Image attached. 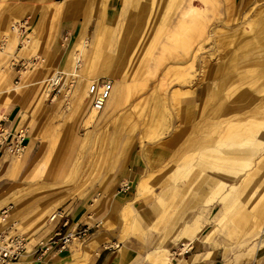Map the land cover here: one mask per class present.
<instances>
[{"label": "rangeland", "instance_id": "rangeland-1", "mask_svg": "<svg viewBox=\"0 0 264 264\" xmlns=\"http://www.w3.org/2000/svg\"><path fill=\"white\" fill-rule=\"evenodd\" d=\"M80 1L82 4L77 7L75 3ZM111 1L110 7L118 11L115 17L110 8L101 13L107 22L115 18L118 23L114 32L119 38L114 66L125 71L129 97L108 116L102 119L98 113L88 123L91 112L85 113L76 105V92L83 82L84 57L81 55L82 65L73 59V65L67 63L77 35L55 40L60 23L65 20L54 14L55 5L63 2L62 8L69 13H77L78 9L79 14L88 10L94 14L107 2L0 0V112L15 106L25 114L24 120L30 122L28 134L34 132L40 137L39 153L44 157L37 176L29 178L30 163L28 169L15 173L12 164L17 158L0 152V193L16 186L26 191L18 205L14 196L11 198L14 208L7 224L17 221L22 232L35 239L44 238L50 232L48 226L56 223L50 220V214L63 208L71 212L69 216L79 211L81 222L91 226L90 236L82 243H88L93 234L102 230L103 248L136 252L134 264H145L144 260L156 264L152 258L158 254L151 251L163 243L170 249L172 264L178 259H191L194 254L205 257L204 264L228 260L253 264L264 255V33L255 40L260 27L254 20L264 14V0H243L248 2V9L240 19L225 15L230 0H152L148 4L151 8L144 12L139 8L145 0L138 2V8L134 7V0H129L128 7L123 0ZM194 4L200 12L194 11ZM66 15V19L77 24L85 20L83 15ZM25 17L32 21L29 33L33 41L27 47L30 49L20 51L18 47L15 51L18 43L14 46L12 40L7 41L8 35L13 34L14 22ZM244 19L247 33L241 27ZM91 20L94 25L96 16ZM93 31V26L85 31L87 44ZM98 37L102 46L110 49L108 34L102 32ZM127 39L134 41L132 49L126 47ZM55 48L60 52L56 53ZM251 51L254 62L245 64L240 57ZM192 55L193 68L188 62ZM34 57L38 59L24 71L14 73L11 69L14 61ZM52 60H59V66ZM120 61L124 62L121 67ZM227 62L233 64L231 69L226 67ZM211 66L216 67L214 74L207 72ZM221 67L227 75L220 73ZM252 68H257V72ZM75 70L79 76L71 86ZM57 72H63L65 77L60 92L53 97L46 90ZM210 80L217 90V101L225 102L206 114L207 123H216V127H207L199 141L187 139L186 144H191L175 165L158 163L160 150L173 129L181 128L178 123L168 125L171 113L180 115L179 126H190L185 124L188 119L181 123L182 95L192 94ZM240 145L247 150L244 154L220 152L227 146ZM134 156L140 157L139 163L132 162ZM145 158L158 163L153 173L155 185L151 192L135 199V181L144 170ZM124 159L122 169L114 167L116 161ZM222 163L236 169L220 167ZM132 167L139 169L138 174L131 175ZM213 176L221 181L217 192L200 193L199 184ZM243 177L245 181L240 183ZM190 199L194 203L189 207ZM199 211H216L218 217L203 225L201 237L194 239L188 247L190 251L185 253L182 243L167 231L175 218L189 220ZM208 233L214 245L204 242ZM89 243L92 247L87 251L92 258L100 251ZM69 249L63 252H73ZM208 251L211 254L206 256ZM263 260L264 257L259 259L258 264Z\"/></svg>", "mask_w": 264, "mask_h": 264}, {"label": "crops", "instance_id": "crops-1", "mask_svg": "<svg viewBox=\"0 0 264 264\" xmlns=\"http://www.w3.org/2000/svg\"><path fill=\"white\" fill-rule=\"evenodd\" d=\"M107 2L105 8H110V4H111V0H105ZM141 0H134L133 1V5L134 7L138 8V2ZM152 0H148V2H150ZM231 4L229 6V8L227 9V11L225 12V15L231 18H243L244 16V12L245 10L248 9V2H243V0H230ZM123 5H129V0H123ZM82 2H77L75 3V5H77V7L79 5H81ZM101 5V2H100ZM126 5V7H128ZM63 6V2L61 3H56L55 5V13L59 19H65L63 21H61L60 26H59V31L56 33L55 36V40L58 39H62L67 38L68 35L70 34H74V35H78L81 31V29L84 27L85 22L88 20L89 17V22L87 24L86 27V32L91 28V26L95 28L97 27V24L99 21H101L103 19L104 13L102 14L101 11L105 10L104 5H101L99 7V9H97L95 11L94 14H92L91 12L85 11L79 14L80 10L77 9V13L73 12V13H69V11H65L64 8H62ZM128 9V8H127ZM113 15L112 17H115V12L117 13V9L115 11V9H113ZM124 12V10H123ZM39 13L41 14V16H45V12L44 11H39ZM126 13V12H125ZM66 14H70V15H83V17L85 18V20L82 23H76V21H74L73 19H66L67 15ZM96 16L97 18V22L92 25L91 24V18L92 16ZM108 17L110 16V12L107 15ZM251 18V17H250ZM23 19H28L29 23H30V27H32V21L30 19V17H25ZM23 19H18L17 21L14 22V25H12V35H8L10 36L8 40H12V44H14V46L17 45L15 51L18 50L19 44L22 42L21 40V33L19 32L20 30L17 28V23L21 22ZM115 18H113V20L110 22H107V24L112 25L115 22ZM255 21H258L259 23V29L258 30V35L255 38V40H258L260 38V35L262 33H264V14H260V16H255L254 17ZM7 22V21H6ZM7 25V23H6ZM16 29V30H15ZM137 28L133 31V33H136ZM133 37H130V39H132ZM17 39V40H16ZM253 40V41H255ZM33 41V37L30 36V34L26 37V45L23 48H20L19 50H24V49H30L27 48L29 47V45L32 44ZM134 41H129V39H127V48L130 47V49H132L134 47ZM249 42V41H247ZM246 42V43H247ZM56 53L60 52L59 48H55ZM58 51V52H57ZM248 54H252L254 52H247ZM117 58V57H116ZM76 61L80 60L81 61V57L79 58H75ZM245 64H249L252 63L254 61L252 60H242ZM52 64L59 66L60 61L59 60H52L51 61ZM68 64H72V57H68ZM124 62L120 61L119 62V66L122 65ZM121 67V66H120ZM11 69L13 70L14 73H16L17 67L11 66ZM78 71L75 70L74 71V75L75 76H79V74L77 73ZM215 76V75H213ZM213 76L209 75V77ZM103 78V77H102ZM78 79V78H77ZM101 78H99L98 80H100ZM232 76H231V82L232 80ZM97 80V81H98ZM77 81V80H76ZM75 81V82H76ZM80 84V79L78 80V85ZM115 87V84H114ZM113 87V89H114ZM48 88V86H47ZM186 88H184L183 90H185ZM208 89V90H207ZM48 90V89H47ZM47 95H48V91ZM195 94V95H194ZM193 95V96H192ZM195 96V97H194ZM217 90L215 89V87L213 86V82L212 80H210L209 82H206L202 87H198L195 89V91L192 94H185L181 97L180 102L182 103L183 107H190L192 108V113L191 115H188L186 119H188V122H186L185 124H190V126H185L184 124H182V126H179L180 123V117L178 116V114H173L171 113L172 117L171 120L168 118V125L169 126H174L172 125L173 123H178V129H173L171 137L169 139V141L164 145V147L160 150V157L158 160V163L160 162H166L168 164H170L171 162L175 165L176 162H179L184 156H185V151L187 150V147H189V145L191 143L186 144V140L189 139V141L192 142H196L199 141L201 138H203L205 136V129L207 127H209L210 129H213L216 127V123L215 125L211 126L207 123L205 117L206 114L208 112H210L212 109L216 108L219 105V101H217ZM214 101L212 102L213 98ZM188 99V100H187ZM217 101V102H216ZM201 104V105H200ZM196 107V108H195ZM24 115L21 111H19V109L15 106H12L10 108L1 110L0 112V119H3V123L5 126L9 127V128H17V127H21V126H25L27 128H30V122L27 120H24ZM101 115V114H99ZM193 116V117H192ZM102 117V116H101ZM88 118H86L87 120ZM103 119V117H102ZM30 130V129H29ZM42 147V140L40 139L39 136H37L34 132L33 133H29V138H28V148L27 151L23 154H21L20 158H17L14 161V164H12V171H14L15 173H18L24 169L27 168V165L30 163L29 165V170L31 168V166H35L33 173H29V170H27V175L30 178H35V176H37L38 170L39 168H41L42 164H43V160L44 157L41 155V153H39V151L41 150ZM0 152H4L3 150H0ZM5 153V152H4ZM127 154V153H126ZM124 160H118L116 161V163L114 164L115 168H120L122 169V167L124 166ZM132 162L134 163H139L140 162V157L139 156H134ZM146 162V163H145ZM148 162V163H147ZM155 161H152L149 158H145L144 162H142L143 164V172L140 173L137 177H136V181H135V199H140L142 198L144 195H146L147 193L151 192H144L142 188H140V181L149 176L151 173H154V170L158 164ZM28 169V168H27ZM139 170L138 168L132 167L131 169V175L136 174ZM138 174V173H137ZM221 181L217 180L215 178V176H213L210 179H205L204 181H202L201 184H199L198 186V190L200 191V193H206V192H217V189H219V184ZM207 186V187H206ZM130 188V187H129ZM210 189V190H209ZM142 192V194H141ZM14 194L17 195H23L22 200L25 198L26 195V191L24 187L21 186H16V187H12L7 189L6 191H3L0 193V210L1 208L4 207L3 204H8V203H12L13 201L11 200V198L14 196ZM117 195H119V197H122V194L117 193ZM194 203V201L192 199L188 200L187 202V206H191ZM230 205H225L224 207L227 208ZM14 208V206H13ZM71 214V212H69V215ZM52 216V214H50V217ZM200 219V229H198L195 232L186 233V227L187 225H189V222L192 221L195 218ZM218 217V213L215 211L212 212H208V213H203L202 211H199L197 213H195L191 219L187 220V219H183L182 217H177L174 219V221L172 222L171 227L169 228V230L167 231L168 233H170V235L175 236L176 238H174V240L176 242H181L182 243V250L185 251V253H188L190 251V249L188 248L191 244V242L194 239H198L199 237H201V233L203 232V225L208 221L217 218ZM71 219V224L70 226L66 227V228H62V226L60 224H58L57 222L54 225L48 226L50 232L48 233L51 234L53 232H55L58 229H62L63 231H72L73 229H75L78 226H82L84 225L83 222H81V220L83 219V217H81L80 212L77 211L75 213V216L71 215L70 216ZM205 221V222H204ZM185 225V226H184ZM200 230V231H199ZM180 231V232H179ZM99 234V235H98ZM185 234V235H184ZM180 236V237H179ZM32 237V236H31ZM193 238V239H192ZM104 232H102V230H98L97 233L93 234L92 239L90 240L94 246H96V249H99L100 252H97L98 254H95V256H93L92 258L90 257L91 252L87 251L91 249V243H82V242H74L73 244H71L69 247L70 249H72L73 252H50L49 254L45 255L42 258H38L35 254L29 253L27 252V254H25L24 256H22V258L16 262L15 264H134L135 262V255L136 252H131V250L129 251L128 249H125L123 252H120L118 250H106L105 248H103V244H104ZM190 239V240H189ZM212 237H211V233H208L206 238L204 239V242L208 245H214L213 241H212ZM190 241V242H189ZM165 248V250L163 249ZM69 249V250H70ZM160 249L163 251H168L167 253V257L165 254V252L160 251ZM156 250V251H155ZM154 251L151 252H156L158 254V256H154V260L152 258L153 261L156 262V264H172V260H171V253H170V249L166 248L165 244L163 243L160 247H158L157 249H155ZM95 253V252H94ZM211 254V251H208V253L206 254V256H209ZM160 255H163L162 258ZM148 256H152V255H148ZM146 256V258L148 257ZM264 255H261V258H263ZM203 258L205 257H200V255H192L191 259H185V261H183L182 259H178V262L175 264H204L203 263ZM68 259V260H67ZM162 259V260H161ZM170 259V260H169ZM258 257L255 259V262L253 264H258L259 262ZM51 261H53L51 263ZM170 261V262H168ZM145 264H149L148 262H144ZM221 264H246L245 260H238L237 262L234 261H224ZM261 264H264V260Z\"/></svg>", "mask_w": 264, "mask_h": 264}, {"label": "built area", "instance_id": "built-area-1", "mask_svg": "<svg viewBox=\"0 0 264 264\" xmlns=\"http://www.w3.org/2000/svg\"><path fill=\"white\" fill-rule=\"evenodd\" d=\"M28 19H23L17 23V28L21 33L20 48L26 45V37L31 29ZM38 58L20 59L13 62L17 67V73H20L30 67ZM20 77V76H19ZM64 73L57 72L48 83L49 96L55 97L59 92L64 81ZM76 76L72 79L71 86H74ZM113 91V82L111 80L100 79L93 81L88 86V97L91 100V108L101 111ZM28 128L25 126L9 128L4 125L3 119H0V150L6 154L17 157L23 154L28 145ZM13 205L9 204L0 210V264H9L19 261L22 256L29 253L42 258L50 252L61 253L65 251L74 242L85 241L91 233V226L84 224L78 226L72 231H63L58 229L47 237L35 239L19 229L17 221L7 224L11 216ZM52 222H57L66 228L70 226L71 219L69 213L63 208L55 210L50 218Z\"/></svg>", "mask_w": 264, "mask_h": 264}, {"label": "bare ground", "instance_id": "bare-ground-1", "mask_svg": "<svg viewBox=\"0 0 264 264\" xmlns=\"http://www.w3.org/2000/svg\"><path fill=\"white\" fill-rule=\"evenodd\" d=\"M151 2H148V0H145L142 5L140 6V10H143V12L145 10H149V8L151 7H148ZM192 4V3H191ZM195 6V9L197 8V10L194 9V11L196 12H200V7L197 6L196 4H194ZM105 8V7H104ZM222 11V10H221ZM195 12V13H196ZM200 14V13H199ZM197 15V14H196ZM194 17V16H193ZM197 17V16H196ZM195 18V17H194ZM245 20V19H244ZM243 21V20H242ZM89 22V17H88V20L85 22L84 24V27L81 29V31H79L80 33L77 35L76 37V41H75V49L73 51H71L70 53V57H72V59L76 62L75 58L77 57H81V55H83L84 57V62H85V67L82 69V85L81 87L77 90L76 92V95H77V106L79 108H83L84 109V112H91V115H90V118L87 120L88 123H90L92 120H94V118L96 117V115L101 114V116H108L111 112H113L115 109H117L118 107H121L124 103H125V97H129V93L128 95L126 96V90H127V85H126V77H125V71H123V69H120V68H116V66H114V60L117 59V47H116V41L119 40V38L114 34L115 32V28L118 26V23L115 21L114 24L112 25H109L106 23V20H104V16H103V19L101 21L98 22L97 24V27L95 28V30L93 31V35H92V39H91V42H89L88 44L86 43V36H84L85 34V31H86V27L87 24ZM247 20H245L243 23H242V26L243 29L246 31V27H247ZM249 25V24H248ZM240 26V25H239ZM240 27V28H241ZM239 28V29H240ZM242 29V28H241ZM16 30V29H15ZM237 30V29H236ZM102 32L104 33H107L108 34V38H107V41L110 43L111 47L110 49H106L104 46H102V41L99 40V37L98 35L102 34ZM248 32V30L246 31V33ZM210 36V34L208 33V37ZM17 40V39H16ZM243 58L240 57V59L242 60H251L250 57H251V54H248L247 52L243 53ZM188 55V54H187ZM186 55V56H187ZM194 55L191 56V58L188 60V62H190V67H194V61H195V56L193 57ZM236 56V55H235ZM234 56V57H235ZM242 56V54H241ZM189 57V56H187ZM234 59V58H233ZM222 60V59H221ZM235 60H232V62L235 63ZM74 62V63H75ZM81 65H82V62L79 60L78 61ZM186 64V63H185ZM204 64V63H203ZM228 66H226L228 69H231V67H233V64L232 63H229L227 62L226 63ZM72 65H73V61H72ZM183 65V64H181ZM255 65V64H254ZM183 67V66H182ZM186 67V66H185ZM183 67V68H185ZM180 68V66L178 67ZM222 67L220 68V73L222 72V75H227L228 73H226L223 70H221ZM181 70V69H180ZM186 70V69H185ZM185 70L183 69L182 72L185 73ZM252 70H254L255 72H257V68H252ZM250 70V71H252ZM216 71V67H208L207 69V72L210 74H214ZM249 71V72H250ZM229 72V71H228ZM186 75L189 74V73H185ZM110 78L112 79V81H115L116 84H115V87H114V82H113V91H112V94L110 96V98L107 100L104 108L101 110V111H96L94 109L91 108V100L89 99L88 97V88H85V86L87 84H90L91 82L93 81H97L99 78ZM188 81V80H187ZM225 84V83H224ZM89 86V85H88ZM78 87V86H77ZM86 89H87V92H86ZM208 90V89H207ZM194 92V91H192ZM195 95V94H194ZM183 96V95H182ZM193 96V95H192ZM195 97V96H194ZM213 98V97H212ZM188 100V99H187ZM214 101V100H213ZM217 102V101H216ZM261 101H259L260 103ZM220 105H224V101L220 100L219 101ZM164 104V103H163ZM181 104V103H180ZM201 105V104H200ZM179 107V106H178ZM250 107V105H249ZM247 107V108H249ZM196 108V107H195ZM253 109V108H252ZM233 110V109H232ZM179 113L181 114V119H182V122L181 123H184L186 121V118L188 115H191L192 113V108L190 107H183L181 106V109L179 110ZM252 113V112H251ZM180 116V115H179ZM255 116V115H254ZM235 117V116H234ZM262 118V117H261ZM252 119V117H251ZM231 122V121H230ZM247 128V126H246ZM233 129V128H232ZM244 130V129H243ZM234 141L237 140L238 138H233ZM233 141V142H234ZM264 149V148H263ZM247 151L246 148L242 145L240 146H232V147H229L227 146L226 148H223L222 150H220V152H224V153H228L230 155H233L235 152L239 153H243ZM21 155L17 156V158H20ZM146 163V162H145ZM148 163V162H147ZM215 165V164H214ZM219 166H226V167H230V168H233V169H236V167H233V165H226V163H222V164H219ZM34 168L35 166H31L30 168V172L29 173H33L34 171ZM170 169V168H169ZM166 170V169H165ZM250 176V175H249ZM245 177V176H244ZM243 177V178H244ZM154 174L151 173L149 176L143 178L141 181H140V188L143 189L144 192H149L151 191L153 185H152V182L154 181ZM243 181H245V178L242 179L240 181V183H242ZM128 184V183H127ZM207 187V186H206ZM210 190V189H209ZM142 194V192H141ZM151 195V194H150ZM22 198H23V195H17L15 194L14 195V201L15 203L18 205L21 203L22 201ZM221 200V199H220ZM241 200V199H240ZM242 207V206H241ZM129 215V214H128ZM51 218V217H50ZM259 219V218H258ZM205 222V221H204ZM258 224V223H257ZM185 226V225H184ZM260 226V225H259ZM186 227V233L189 232L192 234V232H195L197 231L198 229H200V219L199 217L198 218H195L193 219L192 221L189 222V225L185 226ZM200 227V228H199ZM200 231V230H199ZM180 232V231H179ZM99 235V234H98ZM185 235V234H184ZM31 237V236H30ZM180 237V236H179ZM193 239V238H192ZM190 240V239H189ZM76 242V241H74ZM73 242V243H74ZM72 243V244H73ZM212 245V244H211ZM165 250V248H163ZM163 250V251H164ZM156 251V250H155ZM160 251H162L160 249ZM162 251V252H163ZM165 252V251H164ZM168 253V251H166ZM165 252V253H166ZM167 253L165 254L167 256ZM96 254H98L96 252ZM161 258L163 255H160ZM169 257V256H167ZM154 260V258H153ZM162 260V259H161ZM170 260V259H169ZM18 262V261H17ZM170 262V261H168ZM16 262H13V263H9V264H15ZM163 264V263H162Z\"/></svg>", "mask_w": 264, "mask_h": 264}]
</instances>
